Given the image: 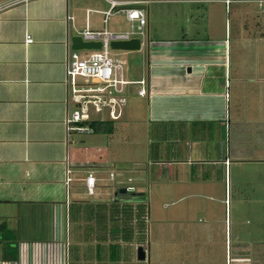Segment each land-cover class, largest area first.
<instances>
[{"label": "crops", "instance_id": "obj_1", "mask_svg": "<svg viewBox=\"0 0 264 264\" xmlns=\"http://www.w3.org/2000/svg\"><path fill=\"white\" fill-rule=\"evenodd\" d=\"M15 1L0 0V226L10 237L3 242L0 235V264H116L113 250L120 243L119 232L111 226L113 201L118 200V194L127 193H119L121 189L131 186L135 190L132 185L117 189L131 178L124 179L123 169L114 170L108 148L116 122L128 123L143 114L151 123L168 124L170 143L189 142L191 126L195 127L190 141L198 145L197 151L190 147L182 161H159L160 156L155 155L151 171L158 179L165 172L171 174L172 166L179 164L191 170L193 166H221L226 177L232 155L238 163H264V104L258 109L262 117L255 123L260 139L254 147L238 146L233 152L221 134L230 122L226 82L220 87L240 45L236 38L233 41L231 30L240 28L243 13H253L257 19L251 26L262 35L264 0H228V4L225 0ZM110 1L128 3L145 13L140 50L131 51L141 53L140 73H128L127 63L124 68L128 81H144L145 96L139 97L141 86L133 84L126 88L125 104L116 105L114 113L106 106L98 112L92 109L96 117L89 118L91 121H113L111 133L102 127L98 133L80 134L88 137L77 141L72 134L79 133L67 134L65 129V67L71 52L67 33L126 30L128 22L122 14L104 22ZM151 5L155 9L170 7L174 18L165 27L170 38H155L150 26ZM217 9L221 15L222 9L224 14L234 15L233 24L226 22L221 34H216L212 20ZM180 21L185 27H180ZM26 36L30 43L25 42ZM77 52L85 57L90 51ZM205 142H212V148L204 146ZM192 154L201 159L192 161ZM208 156L211 160L205 161ZM88 175L95 180L92 193L85 186ZM193 181L190 177L187 183ZM255 230L248 234L247 242L237 232L232 237L225 227L220 243L224 264H264V228ZM6 243L10 251H6ZM141 245L138 243L146 259Z\"/></svg>", "mask_w": 264, "mask_h": 264}, {"label": "rangeland", "instance_id": "obj_2", "mask_svg": "<svg viewBox=\"0 0 264 264\" xmlns=\"http://www.w3.org/2000/svg\"><path fill=\"white\" fill-rule=\"evenodd\" d=\"M233 16L232 12L224 14L223 9L222 15L218 9L212 14L216 34L223 32L226 22L233 24ZM256 16L243 13L240 28L231 30L233 41L236 38L240 45L238 54L234 51L232 55L231 67L227 66L225 80L222 76L220 83L224 88L226 82V111L230 122L222 128L221 134L225 137L226 147L233 152L238 146L254 147L260 139V136L256 137L260 133L255 123L262 117V111L258 109L264 104V31H260V35L259 30L251 26ZM173 18L169 6L156 9L150 6V26L155 30V38H170L165 27ZM181 21L183 28L185 24ZM122 26L126 28L127 24ZM137 53L112 51L109 56L120 59L123 68L127 63L128 73H140L141 53ZM76 82L87 81L77 78ZM89 116L96 117L92 109ZM120 123H115L117 130L108 148L115 161L114 170L123 169L126 171L124 179L130 177L131 180H124L122 187L116 185L117 189L132 185L135 192L118 194V200L113 201L111 226L119 232L120 243L113 250L114 263L224 264L220 243L224 240L225 227L232 237L237 232L247 242L250 232L264 228V163H238L239 159L232 155L226 177L221 166H193L191 170L190 166L179 164L172 166L171 174L165 172L158 179L151 171L155 155L160 156L157 157L159 161H182L190 147L197 151L198 145L190 141L195 137V127L191 126L193 134L188 135L189 142L170 143L168 124L151 123L143 114L136 115L128 123ZM72 137L78 141L88 136L72 134ZM203 145L212 148V142ZM209 156L203 159L210 161ZM191 157L192 161L201 159L197 154ZM190 177L194 181L187 183ZM138 243L146 250L145 261L136 258Z\"/></svg>", "mask_w": 264, "mask_h": 264}, {"label": "built area", "instance_id": "obj_3", "mask_svg": "<svg viewBox=\"0 0 264 264\" xmlns=\"http://www.w3.org/2000/svg\"><path fill=\"white\" fill-rule=\"evenodd\" d=\"M30 0H17L15 3H26ZM229 3L228 0L225 1ZM130 5V4H129ZM128 3L110 1L109 8L104 13V22L109 17L122 14L128 22V28L124 31H102L84 30L80 34L83 41L99 42V50L90 51L85 57H81L77 51L68 52L66 58L65 78L67 83V112L65 117L66 133L90 134L92 130L81 123L91 121L89 118L90 109L96 112L101 110V106L112 108L123 106L126 102L125 91L129 85L141 86L137 91L139 97L145 96L144 81L131 82L125 77L123 63L120 59H110L111 42L140 40L145 35L146 17L142 9L129 7ZM25 42L30 43L29 36L25 37ZM77 78H83L87 82L77 83ZM69 102L73 104L69 108ZM117 115V114H116ZM116 115L114 117H116ZM112 178V175H110ZM70 179L66 177V183ZM94 177L88 175L85 178V186L89 193L94 187ZM126 191L133 193L134 188L126 187Z\"/></svg>", "mask_w": 264, "mask_h": 264}, {"label": "water", "instance_id": "obj_4", "mask_svg": "<svg viewBox=\"0 0 264 264\" xmlns=\"http://www.w3.org/2000/svg\"><path fill=\"white\" fill-rule=\"evenodd\" d=\"M67 42L70 44L71 51H95L99 50L101 45L99 42H86L82 40L80 35H68L67 33ZM140 40L132 39L129 41H119V42H111L110 49L111 50H119V51H138L140 50ZM126 189H121L119 193H125ZM136 258L138 261H144L145 252L142 247H138L136 250Z\"/></svg>", "mask_w": 264, "mask_h": 264}, {"label": "trees", "instance_id": "obj_5", "mask_svg": "<svg viewBox=\"0 0 264 264\" xmlns=\"http://www.w3.org/2000/svg\"><path fill=\"white\" fill-rule=\"evenodd\" d=\"M80 125L82 126L86 125L92 130V132H96V133L101 132L102 127L104 128L107 127L106 128L107 130L105 133L108 134V133H111L113 121H88V122L81 123ZM0 235L3 238L2 239L3 242H8L10 237L8 236V231L4 229L3 226H0ZM5 249L6 251H10V246L8 244L5 245Z\"/></svg>", "mask_w": 264, "mask_h": 264}]
</instances>
